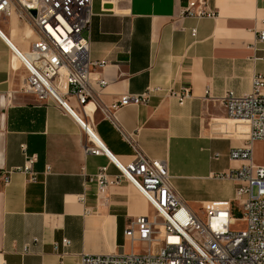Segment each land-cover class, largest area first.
<instances>
[{
    "label": "crops",
    "instance_id": "0c3cea01",
    "mask_svg": "<svg viewBox=\"0 0 264 264\" xmlns=\"http://www.w3.org/2000/svg\"><path fill=\"white\" fill-rule=\"evenodd\" d=\"M190 1L116 0L105 8L103 0H93L84 36L91 40L90 57L106 61L95 70L107 80L99 93L103 103L152 90L146 103L122 107L118 117L127 129L139 130L150 157L167 161L175 187L199 212L209 201L233 199L239 184L216 175L242 162L212 156L223 147L243 146L238 134L250 133L248 121L227 116L222 97L250 92L254 76L264 72V44L258 41L264 0H209L219 12L215 19L184 16ZM24 20L16 4L10 15L0 16V264H80L82 254L130 252L124 230L152 208L127 181L102 196L95 183H86L83 173L96 174L105 165L110 175L118 170L107 156L85 153V108L75 97L66 98L67 109L21 91L27 72L13 61V48L24 52L36 39L27 20L32 30L24 32ZM185 84L192 97L180 104L174 93ZM96 102L87 105L93 130L128 163L131 145ZM29 156L35 180L17 170ZM206 184V193L198 192ZM64 238L69 246L55 250L54 242ZM27 244L32 247L25 253Z\"/></svg>",
    "mask_w": 264,
    "mask_h": 264
},
{
    "label": "built area",
    "instance_id": "2783aa9c",
    "mask_svg": "<svg viewBox=\"0 0 264 264\" xmlns=\"http://www.w3.org/2000/svg\"><path fill=\"white\" fill-rule=\"evenodd\" d=\"M114 1L103 0L112 4ZM15 4L20 16L36 33L27 52L13 48V61L18 59L27 72L21 91L34 94L42 103L54 102L67 109L66 98L75 97L85 108L83 127L88 135L85 153L107 156L118 170L116 175H110L109 166L105 165L96 174L83 173L86 183H95L98 196H102L107 187L127 181L152 208L149 215L133 218L124 230L132 251L82 254L80 264H264V165L255 163L253 151L255 140H264V72L254 76L250 92L238 95L228 91L222 97L229 118L250 124L245 144L229 150V158L242 164L216 175L238 181L234 198L209 201L197 212L175 187L167 161L150 157L141 147L139 130L127 129L118 117L122 107L146 103L152 90L122 94L110 105L100 99L99 93L107 80L96 75L95 70L106 61L90 57L91 40L84 36L94 15L93 0H0V16L10 15ZM183 14L194 18L219 16L209 0L190 1ZM258 41L264 44V30L259 32ZM174 94L183 104L192 97L191 86L185 84ZM91 100L97 101L103 118L131 145L134 157L128 163L112 155L93 130L95 121L87 108ZM221 156L217 152L212 158ZM33 162L29 156L17 170L35 180L31 171ZM50 171L51 166H47L46 173ZM9 181L10 175L5 176V183ZM137 243L147 245L146 251H135ZM69 244L70 240L64 238L60 243L54 242V248ZM31 247L27 244L24 252H30Z\"/></svg>",
    "mask_w": 264,
    "mask_h": 264
},
{
    "label": "rangeland",
    "instance_id": "374dc122",
    "mask_svg": "<svg viewBox=\"0 0 264 264\" xmlns=\"http://www.w3.org/2000/svg\"><path fill=\"white\" fill-rule=\"evenodd\" d=\"M29 28L31 29L30 25H28V23L24 20V32L26 33ZM23 51L27 52L28 50H23ZM238 135H239L241 140H244V139H246L249 136L248 133H239ZM253 148H254L253 151H254L255 163H257L259 165H263L264 164V140L263 139L255 140V142L253 144ZM221 155L222 156H221L220 159H222L223 162L228 161V159H229V150L226 147H223V149H221ZM208 187H210V185L206 184L198 192L204 194V193H206ZM254 193H256V188L254 189ZM151 211H152V209H151ZM237 224L238 225L240 224L239 226H241V223L239 221L237 222ZM146 249H147V245H145L144 243H137L136 244L135 250L137 252L146 251Z\"/></svg>",
    "mask_w": 264,
    "mask_h": 264
},
{
    "label": "water",
    "instance_id": "95a60500",
    "mask_svg": "<svg viewBox=\"0 0 264 264\" xmlns=\"http://www.w3.org/2000/svg\"><path fill=\"white\" fill-rule=\"evenodd\" d=\"M105 8H113V4H112V3H107V4L105 5ZM31 13H32L33 15H36V11H35V10H32ZM237 210H238V208L236 207L235 212H236Z\"/></svg>",
    "mask_w": 264,
    "mask_h": 264
},
{
    "label": "bare ground",
    "instance_id": "6f19581e",
    "mask_svg": "<svg viewBox=\"0 0 264 264\" xmlns=\"http://www.w3.org/2000/svg\"><path fill=\"white\" fill-rule=\"evenodd\" d=\"M231 119H233V118H231ZM233 120H242V119H233ZM170 239H174V237H171Z\"/></svg>",
    "mask_w": 264,
    "mask_h": 264
}]
</instances>
